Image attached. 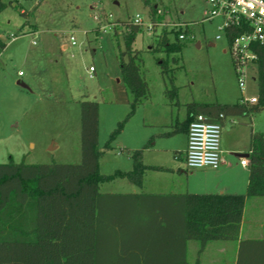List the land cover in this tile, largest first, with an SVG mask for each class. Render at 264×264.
<instances>
[{"label": "rangeland", "instance_id": "obj_1", "mask_svg": "<svg viewBox=\"0 0 264 264\" xmlns=\"http://www.w3.org/2000/svg\"><path fill=\"white\" fill-rule=\"evenodd\" d=\"M154 1L158 4L160 12L156 13L161 19L155 27L150 23L147 7L140 0H18L19 6H8L0 12V37L6 42L0 53V163L9 160L78 162L79 100H95L99 104V147L108 139L117 121L125 117L131 94L125 91L119 80L118 60L119 51L124 49V28L117 26L114 30L109 26V20L140 18L141 29L132 47L139 51L149 97L110 143L111 148L105 152L109 160L107 163L102 161L99 168L102 173L128 168L127 150L142 147L143 141L139 142L142 131L151 132L149 125L143 130L142 122L152 120L159 109L168 111L164 107H170L174 124L176 118L184 119L185 103L189 101L233 103L242 97H256L254 72L248 70L243 90L238 86L227 41L218 30L221 20H202L206 0ZM20 9L31 12L32 16L25 19ZM27 20L35 24L36 32L31 31L28 24L19 31ZM180 23L186 26H180ZM185 27L189 37L178 38L182 40L179 52L166 55L150 49L157 43V38L153 37L154 29L184 33ZM17 32L20 34L16 35ZM217 35H220L219 39H216ZM70 37L74 38L73 44ZM169 39L174 40L173 34ZM32 40L36 43L33 44ZM208 41H214L215 46L211 47ZM222 48L227 51L222 52ZM174 56L178 57L177 62L172 61ZM161 60L167 62V72L161 70ZM171 74L175 75L173 82L177 87L176 96L172 98L164 92L171 87ZM255 117L256 128L264 130V110L257 112ZM238 120L247 123L244 125ZM248 121L249 118L244 116L235 117L233 125L226 120L221 127L220 148H225L233 140L240 147L246 146ZM183 140V133L161 140L167 149L155 155L164 162H171V149L181 148ZM251 199L255 203L264 201V197ZM254 205L256 211L254 208L253 211L258 218L264 219V207ZM254 224L242 216L239 240L244 241L247 225ZM190 243L191 255H194L198 244L195 241ZM209 245L224 246V250L228 247L226 252L219 250L218 255L210 256V261L236 263L234 252L238 253L239 241L214 240Z\"/></svg>", "mask_w": 264, "mask_h": 264}, {"label": "trees", "instance_id": "obj_2", "mask_svg": "<svg viewBox=\"0 0 264 264\" xmlns=\"http://www.w3.org/2000/svg\"><path fill=\"white\" fill-rule=\"evenodd\" d=\"M147 7L152 26L160 22L158 4L140 0ZM19 6L18 0H0V12ZM27 19L31 12L20 9ZM113 29L124 28V49L118 53L119 77L126 92L129 110L117 121L108 139L98 146L99 104L79 100L80 160L78 162L33 163L24 160L0 163V264H199L190 260L188 242L198 244L197 253L214 240L239 241L235 264H264V251L252 256L242 254L239 240L246 198L264 197V131L250 135L248 179L245 193H132L102 192L101 183L115 178L137 180L145 169H160L143 164L141 149L127 150L132 159L130 170L105 174L99 160L111 148V142L125 122L148 97L139 51L132 47L141 29L132 20L114 19ZM30 30L35 24L28 20ZM96 30H98L96 28ZM115 33V32H114ZM185 34H189L185 27ZM20 33H16L19 35ZM174 40L170 41L169 35ZM176 30L161 28L153 51L177 53L182 40ZM116 35V33H115ZM233 34L228 35V41ZM6 42L0 37V53ZM256 102L240 99L235 103L190 101L185 104L186 119L178 130H187L195 114L222 122L226 116H249L264 110V45L254 44ZM177 62L178 57L171 58ZM167 72V62L161 60ZM174 74L165 95L176 96ZM223 118H219V115Z\"/></svg>", "mask_w": 264, "mask_h": 264}, {"label": "crops", "instance_id": "obj_3", "mask_svg": "<svg viewBox=\"0 0 264 264\" xmlns=\"http://www.w3.org/2000/svg\"><path fill=\"white\" fill-rule=\"evenodd\" d=\"M36 32V28L31 30ZM35 41V40H32ZM33 43V42H32ZM196 44H199L196 41ZM208 44L213 47L215 46L214 41H208ZM222 52H226L225 48H222ZM249 70L255 74V63H253ZM255 79V76L253 77ZM120 80V79H119ZM117 80V81H119ZM23 83L20 80H17V83ZM257 96V95H256ZM243 99V97L241 98ZM247 99V98H245ZM237 99L235 102L239 101ZM190 102V101H189ZM206 102V101H199ZM208 102H219V101H208ZM233 102V103H235ZM144 103V102H143ZM139 105L136 109H138ZM187 103V102H186ZM185 103V104H186ZM226 103V102H219ZM167 106V103L164 102ZM169 105V103H168ZM168 111L164 109H159L152 120L143 121L142 126L143 130H146V126L149 125L151 132L146 134L142 131L139 142L143 141L141 149V157L143 164L147 166H157L160 169L148 168L143 171L140 178L137 180L139 183H134L128 181L126 178H115L109 182L101 183L99 189L102 192H132V193H233V194H243L246 190L247 179H248V166H243L240 163L242 158L248 160V157H243L241 154H249V142L250 135L254 131H264L261 128H256V113L261 111L252 112L249 116H244L249 118V129L247 131V145L240 147L236 140H233L229 143L228 146L221 149V159L222 162L219 167L213 169L210 167H202L197 169H188L184 163V151L186 148V131L183 129L178 130V124L186 119V110L185 117L182 120L176 118L174 124L171 122L172 119V110L170 107ZM242 115L226 116L222 119L221 126L223 127L226 120H230L232 125L234 124L235 117H241ZM243 117V116H242ZM239 122L246 125L247 121L238 120ZM231 125V124H230ZM248 126V125H247ZM173 127V129H172ZM175 133H183L184 140L183 146L181 148H172L173 151L171 162H164L160 160L155 154L156 152H161L167 148L164 146L163 139H169ZM29 145H32L31 143ZM121 148V147H120ZM121 149H126L123 147ZM129 150V149H128ZM135 150V149H131ZM121 153V152H120ZM107 153H105L99 160V168L101 162L107 163L109 158L106 159ZM130 160L128 168L120 169L115 168L114 170H130L132 168V159ZM113 170V171H114ZM189 170V172H188ZM113 173V172H112ZM161 173L162 175H156ZM109 174V173H105ZM251 198H246L243 207L242 216L245 220H252L255 222L254 225H247L245 231L246 236L243 239L242 243L245 246L244 255L252 256L257 252L264 251V219L262 217L258 218L256 214V205L264 207V201H257L256 203L252 201ZM253 208L255 211H253ZM256 233V234H255ZM240 239V238H239ZM211 242V241H210ZM194 247V246H193ZM193 249V248H192ZM191 243L188 242V256L190 260H195L196 258L199 261V264H219L213 261H210V256L218 255L217 252H226L228 247L224 250V246L214 247L209 245V242L205 245L203 250L199 253H194L191 255ZM220 250V251H219ZM224 250V251H223ZM197 251V250H196ZM190 254V255H189ZM205 256V257H204ZM234 256L237 257V252H234ZM234 259V258H233Z\"/></svg>", "mask_w": 264, "mask_h": 264}, {"label": "built area", "instance_id": "obj_4", "mask_svg": "<svg viewBox=\"0 0 264 264\" xmlns=\"http://www.w3.org/2000/svg\"><path fill=\"white\" fill-rule=\"evenodd\" d=\"M157 11L160 12L159 9ZM213 18L221 20L218 30L223 33V37L227 41L236 80L239 88L243 90L249 67L256 59V53L252 46L254 44L264 45V0H206L202 20L211 21ZM133 23L140 24V18L136 16ZM113 25V23H109L110 27ZM180 26L186 25L180 23ZM233 33L234 36L228 41V35ZM188 37V34L182 32L178 34L179 39ZM219 38L220 35H217L216 39ZM70 40L73 44L74 38L70 37ZM91 69L90 67L89 70ZM242 100H247L250 103L257 101L255 96ZM219 118H223L221 114ZM221 127L219 121H210L201 113L192 117L186 131L184 151V163L188 169L219 167L222 162ZM240 163L247 166L248 161L242 158Z\"/></svg>", "mask_w": 264, "mask_h": 264}, {"label": "water", "instance_id": "obj_5", "mask_svg": "<svg viewBox=\"0 0 264 264\" xmlns=\"http://www.w3.org/2000/svg\"><path fill=\"white\" fill-rule=\"evenodd\" d=\"M19 85H21V86H23V87H25V84L24 83H18ZM241 156H243V157H248L249 156V154L248 153H243V154H241Z\"/></svg>", "mask_w": 264, "mask_h": 264}]
</instances>
